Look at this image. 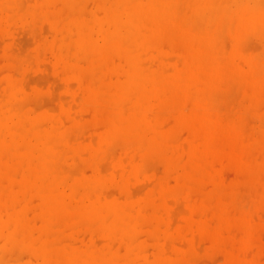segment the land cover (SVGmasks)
<instances>
[{
	"label": "bare ground",
	"instance_id": "6f19581e",
	"mask_svg": "<svg viewBox=\"0 0 264 264\" xmlns=\"http://www.w3.org/2000/svg\"><path fill=\"white\" fill-rule=\"evenodd\" d=\"M94 1L93 4L92 0L89 3L94 5L96 2L97 4L98 0ZM100 1L97 5L100 4ZM112 1L110 0L109 4H107L108 0L107 2L101 1L105 4L96 6V11L99 13L96 14L94 10L91 17L88 16V18L90 17L88 20L84 18L85 10L82 18L80 12L83 11V8L79 3L80 6L75 11L76 18L73 17L74 15L72 16L75 20L61 28L58 26L60 22L58 25H54L56 37H60L62 53L66 51L68 54H73L74 61H68V67L73 69L78 81H82V78L87 80L85 94L88 105L95 110L97 115L101 110H106L109 113L106 120L108 132L104 133L105 135L102 133L103 137H101L102 134L99 136L100 139L98 138L96 141H99L97 146L93 143L95 146L90 147L89 145V148L71 147L62 122L50 121L49 123L45 116L30 111L27 108L29 103L27 106L22 104V100L30 95L14 79L15 75L12 73L13 71H10L11 69L9 72L14 75V78L9 77V73L8 77L0 78V264H138L139 260H150L149 255L145 256L144 252L146 251L138 249L141 244L137 243V239L140 238H136V233L138 227H141L139 222L144 220L145 213H148L147 216L150 217L151 210L148 206L152 199L136 204L132 201L131 193L125 186L128 176L130 175L131 178V175L140 169V162L137 164L135 163L137 159H132L133 161L128 163V168L123 163H117L124 170L121 169V175L118 174L121 172L114 171L118 178L113 176L114 173H106L112 175V179L104 178L101 175L102 171H100L101 173L97 171L93 177L90 175V178L79 177V171L84 167L80 162L78 163L81 165H75L77 168H71L73 172L79 169L77 171L79 176H76V173H72L69 166L67 167L63 162L85 159L91 163L94 157L97 156L100 159L101 156H105L100 160L103 161L111 152L109 151L111 144L118 143L122 146L131 144L144 159L157 157L167 161L171 168L177 166L183 159L178 162L174 157L175 152L172 149L174 148L172 144L175 142L172 141L171 134L161 129L164 123L161 122L162 125L159 126L151 120L153 114L150 113V109L153 106L159 109L167 107L169 110L174 108L170 111H176L179 107L178 111L181 107L183 111H185L184 108H190L188 115L179 114L177 116L176 125L193 130L200 128L203 131L210 110L203 101L212 100L217 89L223 87L222 84L241 74H246V76L250 74L253 81L257 77L264 79V60L247 57L248 55L243 57V54L235 52L229 56L226 64H223L225 63L224 59L220 60L221 57H217V52L221 53L224 48L222 47V39H224L222 37L226 32L231 35L233 41L231 42L237 49L241 43L243 46V41L245 42L247 38L259 37L264 42V6L261 9L264 0ZM35 2L36 6L30 9L25 4L29 3L26 0H0V19L4 36L9 37L12 26L24 24L28 18L34 20L41 16L49 18L50 20H47L51 21L50 13L45 11L50 5V0H36ZM64 2L65 6L70 7L77 3L75 0H64ZM89 3L87 6L91 5ZM261 3V8L255 7ZM28 27L31 30V24ZM22 33L25 35L24 32ZM161 40L162 42L163 40L171 42L173 45L189 43L187 48L190 45L192 53L189 60H191V64L185 62L187 65L179 71H176V68L175 71L174 69L170 70V67L168 69L163 65H159L157 68L155 64L153 66L154 62L151 63L150 60H154H149L148 52L155 50L157 47L150 50L152 45L159 44ZM170 46L172 47V44ZM181 49L186 50V47ZM13 51L14 49L6 46L3 51L6 56L4 60L8 58L11 66L15 64L23 66L24 61L18 56L15 57L17 53L14 54ZM53 51L57 50L53 49ZM222 53L228 54V52ZM111 56L117 57L123 65L115 67L117 64L113 62L115 66L113 65ZM245 66L247 71L243 68ZM1 72L3 73V71ZM113 75H117V78L122 76L123 79L114 80L116 77H112ZM72 78L74 79L73 76ZM202 95H205L206 98L202 99ZM85 107L89 109L86 105ZM154 108L153 113L155 112ZM91 112L92 115L94 111ZM175 113L177 115V111ZM149 114H152V118L149 117ZM99 115L101 116V113ZM208 117L210 118V116ZM158 118L157 120H159ZM214 129L216 130V128ZM134 148L127 149L128 151L126 150L125 153L130 151L129 154H133ZM139 154L133 156H139ZM198 156L192 155L193 162L191 165H187L189 174L183 177V182L190 183L199 180L195 183L200 184L201 178L205 177L202 162ZM97 157L95 161L99 162ZM234 157L236 158V156ZM118 169L120 170V168ZM101 170L104 171L105 168ZM108 183L123 188L127 193L125 202H121L119 197H117L118 199L113 197V194L110 196L108 192H105L108 194L103 193L106 191L104 188ZM31 194L38 198L40 208L42 207L39 217L43 225L40 222L42 226L39 232H35V226L28 219L30 216L28 205L31 204L27 205V198ZM34 201L37 202V200ZM146 208L148 212H146ZM35 210H38L37 207ZM67 218L84 223L92 236L102 234L101 236L105 238H103V242L108 241V244L100 247L96 238L97 243L90 239V241L87 240L89 242H85V245H80L81 247L77 246L75 239L68 245H63V242L67 240L63 239L62 227L66 224ZM68 222H72V220ZM153 225L156 226V222ZM143 226L142 230L145 229ZM159 228L162 229V225ZM150 229L153 232L154 229ZM68 230L66 231L68 232ZM159 232L162 233V231ZM117 238L122 240L126 249L123 247L122 249L120 247L122 245H117L121 243L117 242ZM100 239L102 240V237ZM115 239H117L115 244L113 242L112 244L117 248L111 244V241ZM163 248L156 249L155 264H172L171 260H167L164 256ZM23 251L34 257L35 261L31 259L30 262H23L22 259L25 257H20ZM146 253L148 254V252ZM29 254L26 258L28 256L31 258ZM12 256H15L14 259L8 260ZM154 256L153 258H155ZM145 261L142 263H148ZM151 263L153 264V262Z\"/></svg>",
	"mask_w": 264,
	"mask_h": 264
},
{
	"label": "rangeland",
	"instance_id": "374dc122",
	"mask_svg": "<svg viewBox=\"0 0 264 264\" xmlns=\"http://www.w3.org/2000/svg\"><path fill=\"white\" fill-rule=\"evenodd\" d=\"M35 1L36 0H26V2L29 3L25 4L28 8L32 9L36 6ZM75 1L77 3L73 7H70L65 6L64 0H50V7L48 6L45 11L50 13L52 18L51 21L47 20L49 18L41 16L34 20L28 18L26 23L12 26L9 37L3 35L4 32L2 31L0 19V70L3 71V73L0 71V78L8 77V73L9 77L15 75V78H13L18 81L30 95L22 100L23 105L27 106L29 103V107L27 108L30 111L45 116L49 123L50 121L62 122L65 126L68 142L71 147L78 146L81 148H89V145L92 147L99 143V141H96L98 138L100 139L99 136L102 133L106 134L108 132L106 120L109 113L106 110H101L98 111L97 115L95 110L88 105L85 94L88 85L87 80L82 78L83 82L78 81L73 69L68 67L67 62L71 60L74 61L73 54H68L66 51L62 53L60 49V37H56L54 25H58L60 22L58 26L61 28L68 25L70 21L75 20L77 16L75 15V11H77L80 4H82L81 7L83 8L80 14L83 18L85 10L86 14L84 18L88 20L92 12H94V10L96 11L99 5L103 6L107 0H105V2H101L103 0H98L100 1L99 5H97L98 1L96 4L95 0V6L92 5L93 0L91 2L92 4L89 3L91 0ZM57 3H59L58 6ZM88 3L91 5L87 6ZM109 3H111L110 0H108L107 4ZM262 3L258 4L260 6L255 5V7L261 8L262 5L261 9H263L264 2ZM98 13L96 11V14ZM100 15H102V13H100ZM70 16L75 18L72 17V19ZM88 16L90 17L88 18ZM30 24L32 26L31 30L30 27H28ZM20 30L22 31L20 32ZM25 30H28V32H25ZM22 32H24L25 35H23ZM230 36L231 35L227 32L223 34L222 38L224 39H222V42L224 45L222 43V47L224 48H222L221 53L217 52V57H221L220 60L224 59L223 61L225 63L223 64H226L229 56L235 52L241 55L243 54V57L248 55L247 57H255L262 61L264 60V42L261 38H247L245 42L243 41V46L241 43L237 49V47L233 46L232 37ZM20 39L22 40L20 41ZM54 43L57 44L55 45ZM170 44H172V47ZM185 44L178 43L174 44V46L171 42H167L166 40L162 42L161 40L159 44L152 45L150 50H152L153 47H157L155 50L150 51L148 49V51H150L148 52V58L149 60H154H150V62H154L153 66L155 64L156 68L159 65H163L168 69L170 67V70L174 69L175 71V68L176 71H179V69L183 70L187 64H191V60L189 59L192 53L189 47L190 45L187 48L189 43ZM6 46L14 49V54H19H16L15 57L18 56L24 61L23 66H17L16 64L11 66L9 65L8 58L4 60L6 56L3 51ZM183 47H186V50H182L181 48ZM53 49L57 51L54 52ZM159 49L162 51L160 52ZM182 51L185 55L182 54ZM222 52H228V54L225 53V55ZM179 55L182 60L184 59V62L180 59ZM111 57H113L111 58L112 63L114 62L117 64L115 66L113 63L115 67L123 65L117 57ZM25 62L27 63L25 64ZM185 62H187V64ZM241 65L243 66V64ZM243 68L247 71L246 66ZM9 69H11V72L13 71L12 73L14 75L9 72ZM72 73L74 75H71ZM245 76L246 74H241L240 76L230 78L225 84H222V88L217 89V93L212 100H208V102L207 100L203 101L210 109L207 114L210 118L207 116L205 120V129L203 131H201L200 128L198 130H193L192 128L178 127L176 125L177 123L175 120L179 114H189L188 110L190 111V108L188 107V109L184 108L187 113L183 111L182 107V110L180 109L179 111L178 109L180 107L177 109L175 108L177 115L175 113L176 111H170L174 108H170L169 110L167 107L159 109L153 106L152 109H150V113L153 114H151L153 118L149 114V117L152 118L151 120L155 121L159 126L162 125L161 122L164 123L161 129L171 134L172 141L175 142V144L173 143L174 146L172 144V147H174L172 149L175 152L174 157L178 162L183 159L180 162L181 164L179 163L177 166L171 168L167 161L157 157L144 159L137 153L131 144L122 146L118 143L111 144L109 151L115 152H112V155H110L111 152H108L110 156L107 155L108 157L103 160L104 162L100 160L105 156H101L100 159L96 156L99 162L95 161L96 157H94L91 163H88L85 159H77L78 161L68 160L66 163L63 162L67 167L69 166L70 171L75 165L78 166L82 164L81 166H84L83 168L79 167L82 169V172L79 171L80 176L77 174L79 169L77 171H75V169V172H73L72 169L71 172L74 174L76 173V176L90 178V175L93 177L97 171L99 173L102 171L103 174L101 175L107 179H112V175L110 176L108 174L114 173L113 176L116 178L118 177L115 172H121L118 173L119 175L122 174L124 169L117 163H123L124 166L128 168L129 162L136 159L137 161L135 163L140 162V169L138 172L131 175V178L130 175L128 176V182L125 185L129 193H133L132 195L130 194V196L134 203L140 204V202L142 203L145 200L152 199L150 206H148L151 210H149L150 217L147 216L148 213H145L144 220L139 222V226L141 227L144 224L150 227L146 228V226H143V228L145 227L144 230L138 227L136 233V238H140L137 239V243L139 242L142 245L138 244L140 248L142 247L138 249L148 252V254L146 252L144 253L146 257L149 255L148 258L150 260H144L148 263H142L144 262L143 259L142 261L138 259L140 261L137 262L138 264H152L151 262L155 264L157 257L156 249L160 247H164L163 249L166 253H164V256L167 260H171L172 264H264V79H262V77H257L255 81H253L250 74ZM112 77H116L114 80L118 78L123 79L122 76L117 78V75H113ZM79 82L82 84H80L81 86ZM201 97L202 99L206 98L205 95ZM83 98L84 100H82ZM85 105L89 107V109L86 108ZM153 108L155 111L154 113L152 111ZM87 110H90V112L92 111L91 113L94 111L95 114L93 113L91 115ZM100 113L101 116L99 115ZM157 118L159 120H157ZM214 128H216V130ZM103 134L101 137L105 135ZM93 143H95V145ZM120 146L125 148H121ZM132 148H134V152L131 151L133 154H129L130 151L125 153L127 149L131 150ZM138 154L139 156H133ZM193 154L197 156L199 154L198 157L202 162L205 173V177L203 176V178H201L200 184L195 183V181L199 180L191 181L190 183L183 182V177L189 174L187 173L189 172L187 165L192 164ZM234 156H236V158ZM141 158L144 159V161H141ZM65 165L64 167H66ZM77 166L75 168H77ZM86 166L90 167L87 168ZM103 168H105L104 171L101 170ZM118 168H120V170ZM104 190L106 191L103 193L108 192L110 196L113 194V197H119L121 202H125L127 199V193H125L122 187L108 183ZM36 198L37 197L33 194L27 198V205L31 204L28 205V212L30 213L28 219L32 222V225L35 226V232H39L43 225L39 217L42 207L40 208V201ZM34 200H37V202ZM36 207L38 210H35ZM147 210L146 208V212H148ZM71 220L72 222H68ZM154 220L156 226L153 225L155 223ZM161 225L162 229H160L161 227L159 228ZM69 228H71V230H68ZM150 228L154 229L153 232ZM62 230L64 232L63 239L69 240V242H63V245H68L74 239L79 247L85 245V242H89L90 239L93 241L95 240L94 242L98 239L97 242L100 247L108 244V241L103 242L104 237L101 236L102 234L100 235L95 232L102 237V240L100 236H95V234L92 236L84 223L75 221L72 218H67L66 224L62 227ZM66 230H68V232ZM159 231H162V233ZM117 239L111 241V244L112 242H116ZM82 240L84 241L82 242ZM118 240L117 242L121 243L116 244L119 246L122 245L120 247L126 249L124 246L125 244H122V240ZM78 241L80 243H77ZM112 246L117 248L116 245L112 244ZM27 254L29 253L23 251L20 255L22 258L25 257L22 259L25 263L34 259L30 254L31 258H29V256V259L26 258ZM124 254L125 252L123 255ZM153 256L155 258H153ZM14 257L15 256H12V258L8 260L12 261Z\"/></svg>",
	"mask_w": 264,
	"mask_h": 264
}]
</instances>
